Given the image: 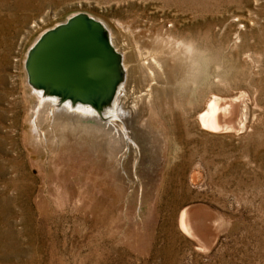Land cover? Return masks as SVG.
Wrapping results in <instances>:
<instances>
[{
	"label": "rangeland",
	"instance_id": "1",
	"mask_svg": "<svg viewBox=\"0 0 264 264\" xmlns=\"http://www.w3.org/2000/svg\"><path fill=\"white\" fill-rule=\"evenodd\" d=\"M78 13L125 63L135 149L30 123L27 53ZM0 264H264V0H0Z\"/></svg>",
	"mask_w": 264,
	"mask_h": 264
},
{
	"label": "water",
	"instance_id": "2",
	"mask_svg": "<svg viewBox=\"0 0 264 264\" xmlns=\"http://www.w3.org/2000/svg\"><path fill=\"white\" fill-rule=\"evenodd\" d=\"M28 81L82 101L107 96L121 75L103 24L78 13L45 31L26 59Z\"/></svg>",
	"mask_w": 264,
	"mask_h": 264
},
{
	"label": "bare ground",
	"instance_id": "3",
	"mask_svg": "<svg viewBox=\"0 0 264 264\" xmlns=\"http://www.w3.org/2000/svg\"><path fill=\"white\" fill-rule=\"evenodd\" d=\"M61 24V23H60ZM54 28V27H53ZM51 29V28H50ZM43 34V33H42ZM40 34V36L42 35ZM40 36H37L40 37ZM104 36L107 39L108 34L106 33V30L104 29ZM108 40V39H107ZM109 41V40H108ZM36 42V40H35ZM34 42V44H35ZM110 43V42H109ZM33 44V45H34ZM31 46V48L33 47ZM29 49V51L31 50ZM29 51L27 53V56L29 54ZM25 58V64H26V59ZM146 63V62H145ZM127 64V63H126ZM124 67L125 63L120 62V70H121V75L117 78V80L114 83V86L111 90V92L105 96L101 97V95H95L93 97H90L86 101H82L79 99H75L72 96H67L64 93L49 90L48 88L40 85H33L28 81L27 73H26V68H25V79L27 82V87H28V92H29V97L30 100L32 101V111H31V121L32 122V127L33 129L40 133L38 129H42L41 125H51L52 123L54 124L55 122L58 123L60 126H64L68 123L67 118L73 117L86 121V120H92L98 125V127L103 130L104 132H109L111 136L113 137H120L122 140H124V146L125 147H131L135 149V142L133 140L131 141L128 134L127 130L125 127H127L125 124L126 122L132 120V116L136 114V107L134 106L133 102L127 101L128 98V85H127V78L124 73ZM127 67V66H126ZM127 69V68H125ZM132 104V105H131ZM207 105V104H206ZM220 103L218 100L213 99L208 103L206 106V110L202 112L197 120L202 125V127L207 126L209 128H215L221 126L219 123L221 120L217 118L215 115L217 109L219 108ZM233 107H231L232 109ZM234 109V108H233ZM232 109V110H233ZM219 111V110H218ZM136 112V113H135ZM221 112V111H219ZM217 114V113H216ZM220 114V113H219ZM234 114V113H233ZM220 116V115H219ZM229 117V116H227ZM225 117V118H227ZM66 118V120H65ZM228 120V119H227ZM81 122V121H80ZM133 122V121H132ZM229 122V121H228ZM29 123V124H30ZM71 123V122H70ZM70 123L68 125H70ZM76 123V122H75ZM78 124V123H77ZM85 124V123H84ZM83 124V125H84ZM72 125V124H71ZM79 125V124H78ZM82 125V126H83ZM91 125V124H90ZM89 125V126H90ZM93 125V124H92ZM50 126V127H51ZM81 126V124H80ZM87 126V125H86ZM77 127V125H75ZM79 127V126H78ZM84 127V126H83ZM96 127V126H94ZM31 128V126H30ZM45 128V126H44ZM63 128V127H62ZM68 128V127H67ZM72 127H70L71 129ZM86 128V127H85ZM88 128V127H87ZM86 128V129H87ZM92 126L90 127L91 131ZM128 128V127H127ZM220 128V127H219ZM69 129V128H68ZM96 129V128H95ZM95 129H93L95 131ZM132 129V128H129ZM216 129V128H215ZM46 130V129H44ZM48 130V128H47ZM73 130V129H72ZM75 130V129H74ZM73 130V131H74ZM98 131V129H96ZM136 130H138L136 128ZM33 132V130H31ZM85 131V130H84ZM83 131V132H84ZM130 132L133 130H129ZM31 132V134H33ZM35 132V133H36ZM43 132V131H42ZM68 132V131H67ZM72 132V131H71ZM76 132V130L74 131ZM87 131H85L86 133ZM102 132V131H101ZM137 132V131H136ZM134 132V133H136ZM95 133V132H94ZM99 133V132H98ZM97 133V134H98ZM139 133V132H138ZM141 133V132H140ZM87 134V133H86ZM92 134V133H91ZM105 135V133H103ZM95 135V134H94ZM137 135V134H136ZM33 136V135H32ZM106 136V135H105ZM40 135H38V138ZM61 137V136H60ZM59 137V138H60ZM112 137V138H113ZM125 137V139H124ZM34 138V137H32ZM37 140V137H35ZM104 138V137H103ZM109 138V137H108ZM111 138V137H110ZM29 139V138H28ZM40 140V139H39ZM38 140V141H39ZM49 140V138H48ZM135 140V139H134ZM54 141V140H53ZM111 141V140H110ZM143 141V140H142ZM41 142V141H39ZM55 142V141H54ZM57 142V141H56ZM108 141H106L107 144ZM120 142V141H119ZM123 142V141H122ZM31 143V142H30ZM118 143V142H117ZM35 144V143H34ZM42 144V143H40ZM121 143H118V145ZM61 145V144H60ZM110 145V144H109ZM40 146V145H39ZM42 146V145H41ZM40 146V147H41ZM122 146V144H121ZM146 146V145H145ZM34 147V146H33ZM37 147V146H36ZM39 147V148H40ZM57 147V146H56ZM106 147V146H105ZM120 147V146H119ZM100 148H104L101 147ZM111 148V147H110ZM109 148V149H110ZM100 149V152L102 153ZM108 149V150H109ZM115 149V148H114ZM118 149V148H117ZM120 149V148H119ZM141 149V148H140ZM38 150V149H37ZM123 150V149H122ZM125 150V149H124ZM124 150L121 153L125 155ZM104 153H106L105 150H103ZM114 151V150H113ZM112 151H109V153ZM115 153V151H114ZM118 153V152H117ZM112 155V153H110ZM129 154V153H128ZM114 155V154H113ZM120 155V154H119ZM136 155V154H135ZM141 155V154H140ZM117 156V155H115ZM127 156V155H126ZM109 156H107L108 158ZM111 157V156H110ZM119 157V158H121ZM128 157V156H127ZM144 158V157H143ZM138 159V158H136ZM111 160V159H110ZM119 161V160H118ZM122 161V160H121ZM133 161V160H132ZM123 163V162H122ZM128 163V162H127ZM126 164V163H125ZM135 165V164H134ZM137 166V165H136ZM152 168V167H151ZM116 169V168H115ZM129 169V168H128ZM117 170V169H116ZM122 170V169H121ZM128 175V173H127Z\"/></svg>",
	"mask_w": 264,
	"mask_h": 264
}]
</instances>
